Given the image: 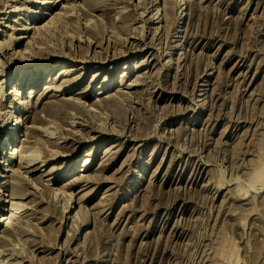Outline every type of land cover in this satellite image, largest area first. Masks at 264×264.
<instances>
[{"label": "rangeland", "instance_id": "obj_1", "mask_svg": "<svg viewBox=\"0 0 264 264\" xmlns=\"http://www.w3.org/2000/svg\"><path fill=\"white\" fill-rule=\"evenodd\" d=\"M62 1L42 15L30 13L44 7L31 0H0V159L23 142L32 146L23 154L27 167L6 172V180L20 183L15 197L0 179L8 200L0 203V264H264V0H93L97 7ZM7 4L24 10L9 14ZM86 11L89 27L96 26L94 45L75 36L85 34ZM58 12L48 31L20 30ZM20 34L28 37L18 46ZM31 40L76 59L56 68L53 82L42 76L34 87L37 107L15 112L23 121L11 141V91L21 88L25 98L29 87L27 67L16 66L12 52L29 49ZM69 66L83 68L59 76ZM72 76L78 81L59 100L42 99L46 87L62 90ZM105 77L109 87L100 89ZM109 95L113 103L96 105ZM63 96L73 98L70 106ZM84 100L94 123L71 126L83 121L73 113L87 114ZM43 124L69 139L49 143ZM19 162L18 154L10 165ZM82 174L90 178L75 181Z\"/></svg>", "mask_w": 264, "mask_h": 264}, {"label": "bare ground", "instance_id": "obj_2", "mask_svg": "<svg viewBox=\"0 0 264 264\" xmlns=\"http://www.w3.org/2000/svg\"><path fill=\"white\" fill-rule=\"evenodd\" d=\"M10 1H13V2H15V3H17L18 2V0H8V2H10ZM67 1V0H66ZM69 1V0H68ZM91 1H93V0H91ZM95 1V0H94ZM93 1V3L95 4V2ZM98 0H96V2H97ZM125 1H127V0H125ZM124 1V2H125ZM188 1V0H187ZM186 1V2H187ZM191 1V0H190ZM31 2H33L32 4H41V5H43L44 7L43 8H41V7H39V8H36V9H31V10H29L30 11V13L31 14H42V15H44V14H51L52 12H50V13H48L47 11H45V10H43V9H48V10H52V9H55L56 7H58L60 4H62V0H31ZM30 2V3H31ZM83 2H84V0H83ZM99 2H100V0H99ZM130 2V1H129ZM92 3V4H93ZM130 3H132V2H130ZM185 3V2H184ZM0 4H2L1 2H0ZM86 3H84V5H85ZM97 4V3H96ZM94 5V6H98V5H100L101 4V2H100V4L98 3V5ZM103 4V3H102ZM101 4V5H102ZM4 5V4H3ZM76 5V4H75ZM6 6L8 7H10V9H9V11H7L9 14H14V13H21V11L22 10H24V9H19V7H17V5L16 4H13V5H5V7L4 8H6ZM78 6V5H77ZM86 6V5H85ZM88 6V5H87ZM91 7H88V8H90L91 10L92 9H94L95 7H93L92 8V5H90ZM168 6V5H167ZM65 6L63 5L62 6V8H64ZM136 7V6H135ZM73 8H75V6L73 7ZM73 8L72 9H68V10H65L66 12L65 13H63V14H61V12H58V13H56L55 15H52V17L48 20V21H45L44 22V24H42V25H39V26H33V25H31V24H29L28 26H24V25H22V23H21V26H23V27H21L22 29H20V30H26V32L27 33H30L29 32V30H32V29H41V28H43V31H44V29H50V27H51V25L53 24V23H56L55 21V18L56 17H58V16H60V14H61V16H63V17H69L70 15H69V12H71V11H74L73 10ZM109 8V7H108ZM76 10V9H75ZM122 10V9H121ZM134 10H135V8H134ZM156 10H158L157 11V13L160 11V7H159V5L156 7ZM4 11V10H3ZM64 11V10H63ZM78 11H79V9H78ZM128 11V10H127ZM4 12H6V11H4ZM89 12H91V11H88V13ZM124 12H125V10H124ZM173 12L174 11H172V9H170V8H166L165 9V14H164V16L166 17V16H170L171 17V15H173ZM55 13V12H54ZM86 13H87V11H86ZM88 13H87V15H84L83 17L81 16V23L85 26H83V30H84V33L85 34H83L82 35V32H80L81 33V35H79V36H77V34H80V33H77L75 36H76V38H77V40L78 41H80V42H84V39H83V37H85V41L86 42H88V43H90L91 45L93 44V40L90 38L91 37V34H92V30H91V28H94V27H96V26H92V27H89V25L91 26L92 24L94 25V23H93V20H92V17L90 16V15H88ZM159 14V13H158ZM117 15V14H116ZM139 15V14H138ZM97 16V15H96ZM163 16V17H164ZM32 17V16H31ZM117 17V16H116ZM9 19H10V17H8ZM23 17L21 16V14H20V16L18 17V19H14L13 21L14 22H18V20H21ZM140 18V17H139ZM157 18H160V16H158ZM35 19V18H34ZM115 19V18H114ZM24 20V19H23ZM55 20V21H54ZM119 20V19H118ZM59 21H60V17H59ZM83 21V22H82ZM28 22V21H27ZM58 22V21H57ZM94 22H96V21H94ZM166 22V21H165ZM173 22H174V19H173ZM59 23V22H58ZM57 23V24H58ZM172 23V22H171ZM2 24V23H1ZM96 24V23H95ZM165 24V23H164ZM31 25V26H30ZM64 25V24H63ZM6 26H8V25H6ZM57 26V25H56ZM19 27V26H18ZM53 27V26H52ZM51 29H53V28H51ZM113 29V28H112ZM19 30V29H18ZM47 30V31H48ZM16 31V30H15ZM37 31V30H36ZM39 31V30H38ZM37 31V32H38ZM59 31V30H58ZM22 32V31H21ZM36 32V33H37ZM40 32V31H39ZM34 33V32H33ZM42 33V32H41ZM47 33V32H46ZM76 33V32H75ZM35 34V33H34ZM38 34V33H37ZM40 34V33H39ZM38 34V35H39ZM50 34V33H49ZM43 35V34H42ZM35 36V35H34ZM28 36L27 35H23V34H20L18 37H15L16 38V42H15V44L16 45H18V46H20L21 44H22V41L21 40H24V39H26ZM37 37H39V36H37ZM32 39H34V37H32ZM36 39V38H35ZM34 39V40H35ZM39 39V38H38ZM44 40V39H43ZM56 40V39H55ZM119 40V39H118ZM36 41V40H35ZM5 42V41H4ZM4 42H0V45L1 44H4ZM38 42V41H37ZM108 42H110V41H108ZM113 42V41H112ZM27 43H30V40H28V42ZM39 43V42H38ZM55 43V42H54ZM46 44V43H45ZM10 45V44H9ZM39 45V44H38ZM38 45H35V42H33L32 43V40H31V45H30V47H32V48H30L29 47V49H28V46L25 48V49H23V50H14L13 52H12V54L14 55V57L16 58V66H21L20 67V69L22 68V67H27V69H25L24 71H23V80H24V78H27V80H29V87H28V90H27V94H26V91H25V94L27 95V97H21V94H22V90H21V88H20V90L19 89H17V88H15V89H13L12 91H11V93H14L15 94V96H17V98L15 97V98H13V105H9V107H11V108H13V110H12V114H11V116L9 115V117H8V119H7V122L6 123H10V124H12L11 125V127H9L11 130L8 132V134H11L12 136L10 137V139L9 140H11L12 141V139L14 138V135H15V132H16V130H17V128H18V125L20 126V124H21V122L23 121L22 119H21V117L25 114V112H33V108L34 107H37L35 104L34 105H32V103H33V98L36 96V92H37V90L34 88V87H36V86H38L39 84H38V82L41 80V78H42V76L44 75V74H47V76H48V79H47V81H46V83H51V82H53L55 79L54 78H52V76H51V73L56 69V68H58L59 66H61V65H66V61L67 60H70V61H72V62H74L75 60H74V58H75V56L73 57H71V54H68V52L67 53H64V52H61V51H57V52H54V50L52 51V52H44L42 49H43V47L41 48L40 46H38ZM87 45H89V44H87ZM94 45V44H93ZM146 45V44H145ZM46 46H48V45H46ZM112 46H113V44H112ZM9 47V46H8ZM13 48V47H12ZM54 48V47H53ZM75 48H77V49H79L80 48V46L79 45H77L76 47H74V49ZM7 49V48H6ZM5 49V50H6ZM9 49V48H8ZM81 49V48H80ZM49 50V49H48ZM59 50V49H58ZM158 50V49H157ZM43 51V52H42ZM46 51V50H45ZM1 52V51H0ZM78 52V51H77ZM96 52V51H95ZM2 53V52H1ZM6 53V52H5ZM70 53V52H69ZM168 53V52H167ZM87 54V53H86ZM85 54V55H86ZM4 55V54H3ZM84 55V56H85ZM89 55V54H88ZM172 55V54H171ZM116 56V55H115ZM119 56V55H118ZM121 56V55H120ZM117 57V56H116ZM85 58V57H84ZM115 58V57H114ZM76 59V58H75ZM81 59V58H80ZM94 59V58H93ZM93 59L92 58H90V59H84L85 61H84V63L85 64H87V63H89V62H92L93 61ZM102 59V58H101ZM111 59V58H110ZM112 59H113V57H112ZM12 60H14V59H12ZM96 60V59H95ZM99 60V59H98ZM78 61H79V59H78ZM100 61V60H99ZM15 62V61H14ZM76 63V62H75ZM167 63V62H166ZM165 63V64H166ZM15 64V63H14ZM47 64H49V66L48 67H46V68H43L44 67V65H47ZM172 64V63H171ZM98 66V65H97ZM138 66V65H137ZM143 66V65H142ZM167 66L168 67H170L171 65H170V61L167 63ZM32 67H37V68H39V72H37V73H33V75H30V76H28L29 75V73L30 72H32V71H30V69H32ZM85 67V66H84ZM132 67V66H131ZM135 68H138V67H136V66H134ZM164 67V66H163ZM80 68H83V67H80ZM80 68L78 69V68H75V67H73V66H69V67H62V68H60L59 69V76H65V75H67V74H69L70 72H74V71H77V69L78 70H80ZM126 68H128V67H125V69ZM170 69V68H169ZM58 70V69H57ZM38 71V70H37ZM102 71V70H101ZM111 74V73H110ZM127 73H124V75L123 76H125ZM13 75V77H14V73L12 74ZM80 75V74H79ZM84 75V74H83ZM99 75V72H95L94 73V75H93V78L92 79H95V78H97V76ZM67 77V76H66ZM132 77V76H131ZM60 78V77H59ZM69 78V77H68ZM64 80V79H63ZM107 78L105 77V82H104V84H102L101 86H100V89H107L108 87H109V84H107ZM5 81V80H4ZM66 83V87L64 88V89H62V90H60L59 88L61 87L60 85V87H58V85L56 86H49V87H46V89H45V93H44V96L42 97V99L43 98H47V97H53V98H59L60 97V95L62 96L63 94H64V92H68L69 90H71V84L73 83H75V82H77L78 80L75 78L74 79V77L72 76L71 78H70V80L68 79H66V80H64ZM130 81V80H129ZM134 82L133 83H130V84H128V86L127 87H129V88H132L133 86H136V84H137V81H138V78L137 79H135V80H133ZM60 82H62V81H60ZM160 83V82H159ZM21 84L19 83V85L18 86H20ZM64 85V84H63ZM19 90V91H18ZM55 90V92H52V91H54ZM89 90V89H88ZM120 91H121V89H119ZM56 91H61V94H57L56 93ZM83 91V90H82ZM2 92V91H1ZM50 92H52L51 94H49ZM76 92V91H75ZM10 93V94H11ZM13 94V95H14ZM98 94V93H97ZM101 94H104L101 90L99 91V95H101ZM42 95V94H41ZM6 95L3 93V98L5 97ZM19 96V97H18ZM2 98V100H5V99H3ZM63 100H65V101H67L68 102V104H67V102H66V104H67V106H70L69 105V103H72L73 101H71L73 98H71V97H69V98H65L64 96L63 97H61ZM88 98V97H87ZM106 98L108 99V98H111V95H109V96H105V97H101V98H98V99H96V101H97V103H96V105H99V106H101L103 103L106 105V103H113L114 102V100L115 99H109V100H106ZM52 99V98H51ZM38 100H39V97H38ZM54 100V99H53ZM59 100V99H58ZM76 100H77V98H76ZM81 100V99H80ZM43 101V100H42ZM113 101V102H112ZM55 102V101H54ZM62 102V101H61ZM36 103V102H35ZM60 103V102H59ZM63 103V102H62ZM82 103L84 104L83 105V107L84 108H86V105H89L88 103H86V101L84 100V102L82 101ZM116 103V102H115ZM2 104V103H1ZM92 105V104H91ZM49 106V105H48ZM76 105H74V107H75ZM115 106V105H114ZM42 107H43V105H42ZM77 107V106H76ZM75 107V108H76ZM1 109H2V107H0ZM44 108V107H43ZM88 108V107H87ZM86 108V111H87V114H85V113H82L83 114V116L82 115H79V114H75V113H73V115H72V119L74 118H79V119H83V121H81V122H75V120L73 121H69V124L71 125V126H77V125H79L80 127H84V126H86V127H88V126H90V123H94L93 122V120H91L90 119V116L88 115V111H90V109H91V107L89 106V109H87ZM77 109V108H76ZM7 110V109H6ZM5 110V111H6ZM42 110V109H41ZM60 110V109H59ZM82 110V109H81ZM19 112V115L20 114H22V116H16L15 115V112ZM77 111V110H76ZM35 112H36V110H35ZM44 112V111H43ZM45 112H46V110H45ZM49 112V111H48ZM52 112H54V111H52ZM59 112H61V111H59ZM82 112V111H81ZM80 111H79V113H81ZM2 114V113H1ZM4 114V113H3ZM6 114V113H5ZM8 114V113H7ZM45 115V114H44ZM51 115V114H50ZM53 115V114H52ZM56 115H58V114H56ZM45 116H47V115H45ZM92 116V115H91ZM95 117V116H94ZM27 118H29L28 116L26 117V119ZM55 118V117H54ZM32 119V118H31ZM30 119V120H31ZM38 119V118H37ZM43 119V118H42ZM40 120V119H39ZM87 123H86V122ZM51 122V121H50ZM54 122V121H53ZM31 123H32V121H31ZM30 123V124H31ZM38 123V122H37ZM48 123V122H47ZM49 125H50V123H48ZM46 124H43V126H45ZM4 126H5V123H4ZM34 128V127H33ZM5 129V128H4ZM30 129V128H29ZM40 129V128H39ZM42 131L43 132H45V136L47 137V139H51L50 141H48L49 143H55V144H59L60 142H59V140L60 139H62V138H64V140H68L69 139V137H64V136H56L55 134H57L58 132H56L51 126H45V127H42ZM57 129V128H56ZM41 130V129H40ZM78 130V129H77ZM91 131H96V129L95 128H93V126H91ZM103 131V130H102ZM75 132V131H74ZM104 132H105V130L102 132L103 134H104ZM75 133H77V132H75ZM17 134V133H16ZM58 135V134H57ZM88 138V137H87ZM2 139L3 140H1L0 141V146H2L6 141H5V139H6V137L4 136V134H3V136H2ZM82 139H84V137H82ZM30 141V140H29ZM32 141V140H31ZM36 141H37V139H36ZM36 141H35V143H36ZM39 142V141H38ZM27 142H23L22 143V145H21V147H20V149H14L13 147L10 149V142H9V146H8V148L10 149V150H7L6 151V155L3 157V159H0V165H4V168L2 169L3 171L1 172L0 171V179H5V180H3V181H1L2 182V187L4 186L5 187V190H7L8 191V188H11V197H15V193H16V191L18 190V188H19V186H20V183H15V182H13V181H10V180H6V178H8L9 177V175L6 173V172H10V171H13V173L14 172H21V169L22 168H26L27 166L24 164V162H26V161H29V159L28 160H26L25 159V161L24 162H22V160H23V157H24V152H27V151H30L31 150V148H32V146H29V145H27L26 144ZM28 143H30V142H28ZM115 146V145H114ZM113 147V146H112ZM37 148V147H36ZM111 148V147H110ZM75 149V148H74ZM50 150H52V149H49V151ZM110 149H107V151H109ZM51 152V151H50ZM53 152V151H52ZM4 153V152H3ZM18 154H19V156H20V162H19V164H18V167L16 168V169H13V166H11L10 164H13L15 161H16V156H18ZM26 154V153H25ZM63 154V153H62ZM93 154V153H92ZM53 155H54V157H52L53 159H51V160H54L55 159V154L53 153ZM91 154L89 153V152H87L86 153V155L85 156H90ZM51 156V155H50ZM41 158V157H40ZM50 158V157H49ZM11 159V162L10 163H7V161H9ZM32 159H33V157H32ZM36 159V158H35ZM43 159V158H42ZM19 160V159H18ZM45 160V159H44ZM56 160H58V159H56ZM93 160V159H92ZM31 162H33L32 160H30ZM38 161V159L37 160H35L34 161V163L35 162H37ZM41 161V160H40ZM90 162H85L84 164H83V166L84 167H86V166H90V164H89ZM32 164V163H31ZM30 164V165H31ZM72 163H70V164H68L69 165V167H68V173L69 172H71L72 170H73V165H71ZM75 164V163H74ZM6 165V166H5ZM43 166V165H42ZM10 167H12V168H10ZM264 167V166H263ZM54 168V167H53ZM62 169V168H61ZM60 169V170H61ZM54 171V170H53ZM62 172V171H61ZM262 173H263V171H261ZM6 173V174H5ZM12 173V172H11ZM23 173V172H22ZM19 174V173H18ZM17 173H16V175H18ZM259 175H261V174H258V176ZM72 176V175H71ZM89 175L87 174H82L81 176H79V179H76L75 181H77V182H81V180L82 181H85V180H88L89 178ZM140 177V176H139ZM257 177V176H256ZM57 178V177H56ZM73 179V178H72ZM96 180V179H95ZM257 181V180H256ZM88 182V181H87ZM85 183V182H84ZM251 184V183H250ZM253 184H256L255 182L253 183ZM252 184V186H254ZM260 184V183H259ZM263 184V183H262ZM21 187V186H20ZM262 187V186H261ZM1 188V187H0ZM95 188V187H94ZM94 188H92V190L94 189ZM251 188V187H250ZM255 188V187H254ZM20 189V188H19ZM252 189V188H251ZM261 189V188H260ZM91 191V190H90ZM2 192V189H0V193ZM88 193V192H87ZM94 193V192H93ZM6 195V194H5ZM88 195H89V193H88ZM128 195V194H127ZM124 197H126V196H124ZM7 198V197H6ZM1 200H5L6 202L8 201V200H6V199H2L1 198V194H0V203H1ZM81 200V197H79V201ZM5 204V203H4ZM44 207V206H43ZM71 207V206H70ZM46 208V207H45ZM1 209V208H0ZM5 209V208H4ZM42 209V208H41ZM6 210V209H5ZM45 210V209H44ZM48 211V210H47ZM46 214H48V213H46ZM2 217H3V215H2ZM45 217H46V215H45ZM4 218V217H3ZM13 218V215H11L10 216V218H9V220H11ZM42 219V218H41ZM5 220V219H4ZM4 220H2V221H4ZM7 220V219H6ZM8 220V222H12V221H9ZM1 221V220H0ZM53 222V221H52ZM1 223V222H0ZM48 224V223H47ZM42 225V224H41ZM9 226V225H8ZM40 226V225H39ZM49 226V225H48ZM10 227V226H9ZM39 228H41V226L39 227ZM38 246V245H37ZM35 247L36 248V250L38 251L39 250V248L40 247ZM41 252V251H40ZM12 256V255H11ZM19 257V256H18ZM4 260L5 259H2L1 260V264H6L5 262H4ZM15 260H17V259H15ZM25 260V259H24ZM6 261V260H5ZM15 262V261H14ZM19 262V261H18ZM31 262V261H30ZM29 262V263H30ZM11 263V262H10ZM16 263V262H15ZM17 264V263H16ZM32 264V263H31Z\"/></svg>", "mask_w": 264, "mask_h": 264}]
</instances>
